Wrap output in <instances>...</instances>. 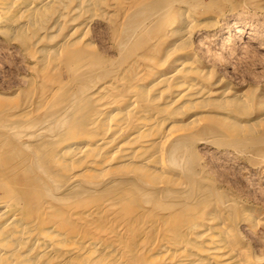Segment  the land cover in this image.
<instances>
[{"label":"bare ground","instance_id":"bare-ground-1","mask_svg":"<svg viewBox=\"0 0 264 264\" xmlns=\"http://www.w3.org/2000/svg\"><path fill=\"white\" fill-rule=\"evenodd\" d=\"M156 1L0 0V36L36 83L24 102L0 96V264H264L241 233L261 214L234 217V202L189 182L203 183L192 144L217 143L208 121L228 150L257 137L248 97L191 52L207 19L196 5ZM100 19L117 26L116 62L94 57Z\"/></svg>","mask_w":264,"mask_h":264},{"label":"rangeland","instance_id":"rangeland-1","mask_svg":"<svg viewBox=\"0 0 264 264\" xmlns=\"http://www.w3.org/2000/svg\"><path fill=\"white\" fill-rule=\"evenodd\" d=\"M189 2L196 5L203 20L207 18L200 25L201 28L198 26L195 29L190 39L191 52L205 64L206 69L210 68L209 76L212 80L219 81L223 90H231L237 95L241 93L247 95L248 103L251 104H247L248 109L258 130L255 135L257 137H253L246 143H238L244 147L238 152L235 149L228 150L225 147L216 146L218 143H224L225 141L221 140H227V138L222 133L219 122L208 121L206 133H214L216 137L213 140L217 143L198 146L192 144L191 168L198 172V177L203 178V183L194 178H189V182L192 185L196 182L200 183L199 185L207 195L217 194L221 201L226 200L232 204L234 202V208L230 211L234 217L237 214L236 208L239 206H246L261 214L262 218L258 226L254 229L243 228L241 233L248 246H251L249 247L253 255L264 259V114L263 105H258L257 101L259 97L264 101V0H203L204 5L207 2L205 6L202 5L201 0H189ZM101 20H94L91 23L90 36L95 46L94 57L102 58L107 63L116 62L120 57L114 38L117 26L113 22ZM133 21L136 22V19L133 18ZM235 24L242 28L239 33L233 28ZM153 28L154 24L151 26V31L157 33L158 31ZM144 40V37L138 36L135 42H145ZM0 46V96L13 95L15 99L13 101L20 102L31 99L36 91V83L27 85L25 79L35 77L30 57L17 44H12L15 48L13 49L2 36H0ZM20 66L23 69H19ZM256 140L260 142V145H257ZM250 144L253 147L249 146ZM200 147L202 152L199 151ZM192 164L196 165L192 166Z\"/></svg>","mask_w":264,"mask_h":264}]
</instances>
